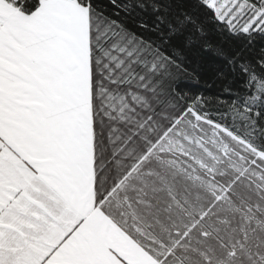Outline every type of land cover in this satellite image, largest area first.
I'll return each instance as SVG.
<instances>
[{
    "label": "snow or ice",
    "instance_id": "1",
    "mask_svg": "<svg viewBox=\"0 0 264 264\" xmlns=\"http://www.w3.org/2000/svg\"><path fill=\"white\" fill-rule=\"evenodd\" d=\"M0 264H264V0H0Z\"/></svg>",
    "mask_w": 264,
    "mask_h": 264
}]
</instances>
